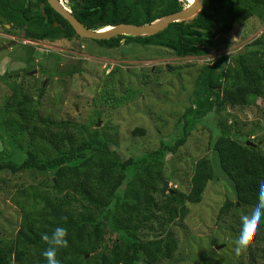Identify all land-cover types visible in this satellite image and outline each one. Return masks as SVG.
Segmentation results:
<instances>
[{"label":"trees","instance_id":"1","mask_svg":"<svg viewBox=\"0 0 264 264\" xmlns=\"http://www.w3.org/2000/svg\"><path fill=\"white\" fill-rule=\"evenodd\" d=\"M61 1L70 2L71 14L92 31L122 24L148 25L184 7L180 0H132L131 6L127 0ZM252 17L264 21V0H202V10L193 20L174 23L155 36L93 42L115 49L124 41L163 48L176 58H201L209 55L218 36L229 34L236 22ZM0 23L10 25L25 40L79 39L46 0H0ZM256 100H264L261 38L248 44L243 53L221 56L212 65L201 66L184 117L198 119L223 107H243ZM6 137L12 149L0 158V172H35L49 174L51 179L43 191L33 188L31 203L21 206L24 218L16 246L0 242V264H47L42 253L48 244L42 237L51 236L57 227L68 233L67 247L57 251L60 264L172 262L178 244L172 232L163 234L165 227L176 219L184 220L186 204L200 203L215 177L211 161L201 159L195 164L187 194L160 196L164 155L183 145L186 134L173 146L161 144L157 152L125 161L111 151L108 139L97 133L87 137L80 125L69 121L38 118L23 146L14 144L11 135ZM211 147L213 160L234 196V203L226 202L221 212L247 207L256 199L259 182L264 181V155L231 138L221 125ZM151 223L161 234L145 240L142 231H150Z\"/></svg>","mask_w":264,"mask_h":264},{"label":"rangeland","instance_id":"2","mask_svg":"<svg viewBox=\"0 0 264 264\" xmlns=\"http://www.w3.org/2000/svg\"><path fill=\"white\" fill-rule=\"evenodd\" d=\"M180 2L183 8L189 5L186 0ZM61 3L71 12L70 2ZM127 4L131 6L132 0ZM260 38L264 42V21L252 17L236 22L229 34L218 36L208 56L176 58L163 48L124 41L115 49L80 38L24 45L20 42L28 40L0 23V47L19 42L0 51V158L12 149L6 135L23 146L38 118L75 123L87 137L99 134L124 161L157 152L161 144L173 146L186 134L183 145L164 155L160 196L187 194L195 164L201 159L211 161L215 177L200 203L186 204L185 219L165 227L163 234H174L178 250L172 262L161 264H264V222L240 255L234 252L240 215L246 207L221 212L226 202L234 203V196L211 152L221 125L231 138L254 144L264 155V100L223 107L198 119L184 117L201 66L212 65L221 56L243 53ZM50 179L49 174L35 172H0V242L16 246L24 218L21 206L31 203L29 193L43 191ZM149 228L142 231L145 240L161 234L155 223Z\"/></svg>","mask_w":264,"mask_h":264},{"label":"water","instance_id":"3","mask_svg":"<svg viewBox=\"0 0 264 264\" xmlns=\"http://www.w3.org/2000/svg\"><path fill=\"white\" fill-rule=\"evenodd\" d=\"M46 3L58 16L68 23L78 38L90 41H107L119 36L152 37L163 32L174 23L189 22L193 20L202 10V0H193L191 5L183 8L181 11L167 15L148 25L136 26L122 24L108 28L104 31H101L102 29L92 31L86 29L80 22H78L71 12L62 6L60 0H46ZM245 145L257 148V146L248 141L245 142ZM167 184V182H163L162 195L165 193Z\"/></svg>","mask_w":264,"mask_h":264},{"label":"clouds","instance_id":"4","mask_svg":"<svg viewBox=\"0 0 264 264\" xmlns=\"http://www.w3.org/2000/svg\"><path fill=\"white\" fill-rule=\"evenodd\" d=\"M262 222H264V181H260L257 186L256 199L241 212L238 235L233 242L236 255H240ZM67 235L66 228L57 227L51 236L44 235L42 237L48 244L47 249L42 253L43 257L46 258L47 264H60L56 258L57 251L67 247Z\"/></svg>","mask_w":264,"mask_h":264},{"label":"flooded vegetation","instance_id":"5","mask_svg":"<svg viewBox=\"0 0 264 264\" xmlns=\"http://www.w3.org/2000/svg\"><path fill=\"white\" fill-rule=\"evenodd\" d=\"M8 26H9V29L11 30V29H12L11 26H10V25H8ZM54 26H56V25H54ZM10 40H12V39H10ZM30 42H31V40H28V42H26V43H25V41H22V42H20V43H23L24 45H29ZM54 42H55V41H54ZM54 42H52V43H54ZM17 43L19 44V42H16V41L9 42L6 46H2V47H0V51L5 50V49H11V48H13L14 46H16ZM12 44H14V45H12ZM10 45H12V46L9 47ZM29 75H30V74H29Z\"/></svg>","mask_w":264,"mask_h":264},{"label":"bare ground","instance_id":"6","mask_svg":"<svg viewBox=\"0 0 264 264\" xmlns=\"http://www.w3.org/2000/svg\"><path fill=\"white\" fill-rule=\"evenodd\" d=\"M186 1H188L189 5H191L193 3V0H186Z\"/></svg>","mask_w":264,"mask_h":264}]
</instances>
